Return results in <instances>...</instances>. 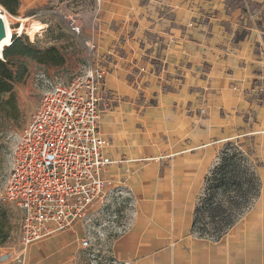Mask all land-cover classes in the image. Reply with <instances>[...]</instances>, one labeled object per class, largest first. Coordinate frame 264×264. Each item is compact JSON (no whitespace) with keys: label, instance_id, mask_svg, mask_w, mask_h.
<instances>
[{"label":"crops","instance_id":"crops-1","mask_svg":"<svg viewBox=\"0 0 264 264\" xmlns=\"http://www.w3.org/2000/svg\"><path fill=\"white\" fill-rule=\"evenodd\" d=\"M77 1L78 40L84 49L94 44L106 70L99 123L111 162L105 179L134 201L129 227L109 242L108 257L121 264H264L259 31L239 7L229 11L227 0ZM236 139L255 160L259 197L220 239L201 238L192 232L196 202L218 144ZM64 234L82 250L79 225ZM69 242L33 244L26 263L39 247Z\"/></svg>","mask_w":264,"mask_h":264},{"label":"built area","instance_id":"built-area-1","mask_svg":"<svg viewBox=\"0 0 264 264\" xmlns=\"http://www.w3.org/2000/svg\"><path fill=\"white\" fill-rule=\"evenodd\" d=\"M59 14L78 39L77 15ZM84 44L88 60L81 73L70 82L44 81L41 101L10 153L0 204L20 212L19 251L13 257L1 254L0 264L12 258L13 264H26L31 245L77 225L83 235L80 248L95 252L129 227L134 201L124 188H109L105 179L111 162L103 154L106 142L99 123L106 70L96 59L94 44Z\"/></svg>","mask_w":264,"mask_h":264},{"label":"rangeland","instance_id":"rangeland-1","mask_svg":"<svg viewBox=\"0 0 264 264\" xmlns=\"http://www.w3.org/2000/svg\"><path fill=\"white\" fill-rule=\"evenodd\" d=\"M25 2L23 0L20 3L21 8L15 15H9L6 12L0 13L4 15L1 18L5 28V37L0 41V56L3 48L6 46V49L10 44L12 37H20L24 42H28L34 48L43 51L44 54L38 59H21L20 62L26 67L27 72L21 81L14 84L13 98L8 102L7 100L10 97L5 95L0 101V187L11 167L10 153L12 148L20 132L29 121L31 114L41 101L45 91L44 81L55 79L70 82L81 73L88 60L86 50L80 41L66 30L59 14L66 11L74 14L80 13L82 9L79 7L82 5V1L67 0L66 3L65 0H35V4L33 3L31 6H25ZM62 2H64V5ZM91 3L90 0L87 5L90 6ZM227 4L230 8L229 11L234 10L236 7H239L240 12L241 10L244 11L243 19L247 20L245 22L247 26H252L255 30H258L262 41H264V0H227ZM51 11L54 12L51 13ZM241 15L243 14L241 13ZM32 25L38 26L37 29L31 31ZM50 48H55V50L49 51ZM244 147L245 143L242 139L218 144L212 167L206 175L209 176L211 172L210 181L207 185L204 183L203 191L196 202L195 209L200 208L205 194L212 196V201L222 204L224 209H229L225 215L229 214L236 222L253 207L257 199H252L253 190L248 183L247 172L244 170V164L237 159L232 160L233 163L237 164L238 162L244 168L239 167L235 170L236 183L240 181V177L245 179L240 183L241 186L239 184L232 185L229 187L230 189H227V187L218 185L222 173L218 166L220 157L225 152L228 157L236 153L243 154L250 169L252 168L255 172V160L251 156V151L245 150L246 147ZM230 170L229 168L226 172L228 173ZM205 186L207 191H205ZM246 196H248L249 201L247 206H244ZM206 215L207 213H205ZM19 218L20 212L14 206L0 204V254L12 253L15 256L18 253ZM224 218L226 217L224 216ZM205 220V222L209 221L208 219ZM215 228V224L209 223L205 227L207 235H214ZM115 235H118L117 228ZM62 236L65 241H70L67 246L56 244L53 248L49 246L40 249L39 247L40 251L38 250L39 252L33 255L31 262L28 264H100L101 262L109 264L105 260L109 256L110 243L105 247L102 246L99 252L80 250L71 241L70 236L66 238L64 233L46 238L42 243L49 239H59ZM10 264H13L12 260Z\"/></svg>","mask_w":264,"mask_h":264},{"label":"trees","instance_id":"trees-1","mask_svg":"<svg viewBox=\"0 0 264 264\" xmlns=\"http://www.w3.org/2000/svg\"><path fill=\"white\" fill-rule=\"evenodd\" d=\"M21 1L22 0H0V6L6 11L7 14L15 15L19 10ZM5 47L3 48L0 56L1 58L3 55V60H0V101L3 96L9 95L10 98L7 100L9 102L13 98L14 84L21 81L27 72L26 67L22 64V62H20L21 59H38L44 54V52L34 48L30 43L24 42L20 37H12L8 47L6 49ZM53 50H55V48L49 49V51ZM234 159H237L239 162L243 163L245 169L238 162L237 164H234V161H232ZM218 167L217 168L222 172H220L221 176L218 180V185L220 187H227V189H230L229 187L232 185L239 184V186H241L240 183H242L245 179L240 177V181L236 183L237 176L235 170L239 167H242L245 172H247L248 183L251 185L253 190L252 199H257L259 197V179L253 169H250V166L243 154L236 153L228 157L225 152L220 157V164ZM217 168L216 170L219 171ZM229 168L231 170L227 173L226 170ZM209 176L205 177L206 185L210 181ZM205 191H207L206 186ZM247 197L248 196L245 197L244 206H247L248 204L247 202L249 199H247ZM227 210L222 207V204L212 201V196H207L205 194V198L202 200L200 208L197 207L193 213L192 232L201 238H206L209 240L220 239L236 222L232 216H229V214L225 215ZM205 213H207L206 216ZM224 216L226 218H224ZM205 219H208L209 221L205 222ZM209 223L216 225V228L214 229V235L212 236L207 235L208 233L205 231V227ZM105 261H107L109 264L116 262L112 257H107V260ZM100 264H103V262Z\"/></svg>","mask_w":264,"mask_h":264},{"label":"water","instance_id":"water-1","mask_svg":"<svg viewBox=\"0 0 264 264\" xmlns=\"http://www.w3.org/2000/svg\"><path fill=\"white\" fill-rule=\"evenodd\" d=\"M0 12H6L1 6H0ZM5 37V28H4V24H3V20L0 16V41H2ZM3 60V59H0Z\"/></svg>","mask_w":264,"mask_h":264},{"label":"bare ground","instance_id":"bare-ground-1","mask_svg":"<svg viewBox=\"0 0 264 264\" xmlns=\"http://www.w3.org/2000/svg\"><path fill=\"white\" fill-rule=\"evenodd\" d=\"M0 13H1V12H0ZM0 16H4V15H1V14H0ZM37 27H38V26H34V25H32L30 29H31V31H34V30L37 29ZM39 29H40V27H39ZM39 29H38V30H39ZM0 59H3V55H2V57H1Z\"/></svg>","mask_w":264,"mask_h":264}]
</instances>
